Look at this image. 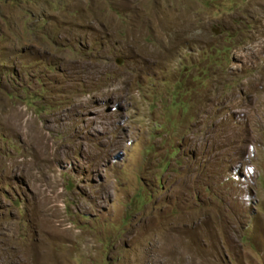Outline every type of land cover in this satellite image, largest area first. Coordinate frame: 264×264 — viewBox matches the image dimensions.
I'll return each instance as SVG.
<instances>
[{"label":"rangeland","instance_id":"rangeland-1","mask_svg":"<svg viewBox=\"0 0 264 264\" xmlns=\"http://www.w3.org/2000/svg\"><path fill=\"white\" fill-rule=\"evenodd\" d=\"M0 264H264V0H0Z\"/></svg>","mask_w":264,"mask_h":264},{"label":"bare ground","instance_id":"bare-ground-1","mask_svg":"<svg viewBox=\"0 0 264 264\" xmlns=\"http://www.w3.org/2000/svg\"><path fill=\"white\" fill-rule=\"evenodd\" d=\"M16 119V118H15ZM32 123V122H31ZM19 124V120L17 119L16 121H14L13 122V126H17ZM8 126V125H7ZM25 126V125H24ZM30 126V125H29ZM20 128V127H19ZM25 129V128H24ZM31 131H33V130H31ZM18 134V133H17ZM41 134V133H40ZM19 135V134H18ZM26 137V136H25ZM35 137V136H34ZM34 137H33V139H34ZM24 139V138H23ZM37 139V138H36ZM25 140H26V138H25ZM29 140H31V139H29ZM28 140V141H29ZM27 141V140H26ZM35 142V141H34ZM32 165H34V163H31V166ZM30 169V168H29ZM40 178L42 177V176H39ZM36 183V182H35ZM49 188V187H48ZM39 191V190H38ZM48 190H45V191H43L44 193L45 192H47ZM54 191V190H53ZM41 193V192H40ZM41 194H43V193H41Z\"/></svg>","mask_w":264,"mask_h":264},{"label":"flooded vegetation","instance_id":"flooded-vegetation-1","mask_svg":"<svg viewBox=\"0 0 264 264\" xmlns=\"http://www.w3.org/2000/svg\"><path fill=\"white\" fill-rule=\"evenodd\" d=\"M207 113V112H206ZM206 113L204 114V115H206ZM203 121H205V122H208L209 123V120H207L206 118L205 119H203ZM209 125H210V123H209Z\"/></svg>","mask_w":264,"mask_h":264}]
</instances>
